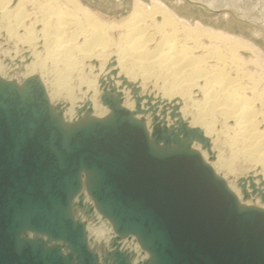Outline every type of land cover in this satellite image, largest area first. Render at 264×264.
Wrapping results in <instances>:
<instances>
[{
  "label": "water",
  "instance_id": "obj_1",
  "mask_svg": "<svg viewBox=\"0 0 264 264\" xmlns=\"http://www.w3.org/2000/svg\"><path fill=\"white\" fill-rule=\"evenodd\" d=\"M106 86L101 101L111 115L66 128L39 76L21 88L0 79V264H103L72 212V203L84 205L81 194L77 202L74 197L86 173L117 235L140 236L154 264H264V209L241 207L226 180L191 147L194 140L209 147L202 130L190 127L176 104L169 125V103L146 96L144 108L132 85L136 113H150L149 131L143 117L122 106V93ZM246 183L239 179L244 198ZM118 237L105 261L132 264Z\"/></svg>",
  "mask_w": 264,
  "mask_h": 264
},
{
  "label": "bare ground",
  "instance_id": "obj_2",
  "mask_svg": "<svg viewBox=\"0 0 264 264\" xmlns=\"http://www.w3.org/2000/svg\"><path fill=\"white\" fill-rule=\"evenodd\" d=\"M29 1L0 0V19L8 22V26L6 25L8 33L18 36L21 42L24 41V43H32L33 40H38L37 35L39 34L37 32L38 34L35 35L34 31L36 29L35 24L39 22V19L36 17L33 21L29 20L33 15V11L28 9ZM209 1L214 7L234 5L237 7L234 8L237 9L238 14L253 18L264 25V12L260 8L255 9L252 5V7L246 5V8L255 10L249 14V12L239 10L242 1ZM36 3L40 7L39 10L43 12L41 38L39 39L45 49L43 60L49 58L57 66L62 64L63 67L71 69V72L78 71L80 75L78 90L80 91L82 86L85 87V94H87L89 100L86 105L90 109L86 108L77 113L78 108L82 107L78 105L76 111V106L74 107V113L72 106L75 102H81L78 95L75 94V88L68 85L62 86L63 82L59 79L56 80L55 77V81L52 82L55 90L50 92L43 76L40 75L50 103L54 94L60 96L64 91L66 93L70 107L60 116V120L66 128H72L87 120L104 119L110 116L112 111L108 105L102 103L100 94L103 93L106 85H108L106 87L110 91V85L112 84L122 93V106L129 109L135 118L143 117L150 131L151 124L146 119L148 113H136L135 95L130 99L127 93L130 92V88L132 89L134 84L138 85L141 90H147L146 80L154 76L152 73L156 72V80L159 76L158 81H161L160 88L162 91L156 90L155 96L152 94L146 96L152 97L153 104L160 99L168 101L169 108L176 104L183 120L190 127H199L210 141L209 147H204L202 143L194 140L191 147L199 151L204 160L213 167L216 174L226 180L228 187L236 195L240 206H254L249 199H255L257 204L260 205H255V207L264 209V200H262L259 192L252 193L249 178H246V189L250 196L244 198L243 195V199V191L239 181L238 185L241 189L234 182H229L226 174L221 173L220 175L218 170L220 166L227 171L226 173L231 174H234V168H231L230 164H226L221 151L215 153L216 142L220 133H223L217 126L218 118H221L224 124L233 123L232 125L229 124L231 127L227 125L229 128L227 126V129L225 128L229 131L232 129L233 135H230V132L227 133L228 131L224 132L226 136L231 137V139H228L230 142L228 143L232 153L243 155L246 160L254 165V168H257L260 176L255 175L252 178L257 188L264 191V125H261L260 120L262 117L264 119V85L263 88L259 87L262 81L264 83V66L261 59V54L264 51L261 47L248 39L223 30L205 28L199 23H192V21L187 23L179 19L175 11L176 7H170L161 0H155L154 3L149 5L140 0H135L128 17L121 22L112 23L104 22L98 13L83 5L80 0H36ZM35 15L37 14H34V17ZM28 20L30 24H28ZM14 25L15 27H12ZM20 26L26 30L27 34L25 36L19 35V32V34L17 33L16 27ZM116 29H120L121 33L115 39L111 36V33ZM10 34L9 36H11ZM205 39H208L209 43ZM113 49L115 51H112ZM247 52H250V58L243 55L248 54ZM41 55L42 52L35 54L32 57L34 59H31L28 64H23V68H28L31 72H35L38 67L43 69L45 66L44 61L38 60ZM87 60H91V64L96 63L99 74H107L109 70L111 73L115 71L114 77L111 73V76L107 75L110 78L113 77L114 80L111 78L112 82L109 81L110 83L107 80L104 86L100 81L102 79L99 80L98 76L85 78L83 75L84 62ZM104 62H107L106 65H104ZM247 65L250 67H245ZM3 68L0 64L1 80L14 83L20 88L23 87L25 80L22 83H17L5 79L2 73ZM59 68L60 66L56 70ZM57 75H61L63 78L65 73L64 75L63 72ZM68 77L69 75L67 79ZM197 88L202 91L203 98L201 102L193 98V90H197ZM113 94L116 95V91ZM146 96L141 97L146 99ZM187 98L192 99V111H196L195 114L192 113L190 120L186 119ZM154 99H156L155 102H153ZM162 100L160 101L162 102ZM51 105L55 112H58L57 106L52 103ZM141 105L147 108L145 103H141ZM258 105L262 106V111L259 110ZM159 115L162 116L160 113ZM166 119L169 125L173 122L172 119L167 118V115ZM211 151L215 157L212 162L208 159V153L212 154ZM86 175L88 176L87 173ZM87 176L86 179L83 178L82 186L75 195L74 201L76 197L79 198L80 194L83 197L84 192L91 197L92 202H89L87 207H83L87 208L86 212L90 213L91 210L93 214L96 213L95 216L101 223L94 230L97 237L100 239L108 234L112 242L114 238L119 236L117 240L119 248L122 246L123 241L132 240L133 251L138 254L139 247H141L144 253L146 251L149 255L146 263L154 264V256L146 249L140 236L130 233L117 235L115 223L101 212L92 197L88 188ZM236 180L238 179L236 178ZM261 183H263L262 186ZM260 201L261 203H259ZM74 206H76V203L75 205L72 203L73 213ZM73 216L75 217L74 214ZM85 229L87 236V230L91 229L88 223L85 224ZM30 237L32 238V236Z\"/></svg>",
  "mask_w": 264,
  "mask_h": 264
},
{
  "label": "rangeland",
  "instance_id": "obj_3",
  "mask_svg": "<svg viewBox=\"0 0 264 264\" xmlns=\"http://www.w3.org/2000/svg\"><path fill=\"white\" fill-rule=\"evenodd\" d=\"M80 1L83 5L87 6L88 8L93 10L94 12L98 13V15L102 18V20L104 22L112 23V22H121L126 17H128L130 11L132 10V6H133V3L135 0L134 1L133 0H80ZM140 1L144 2L147 5L155 2V0H140ZM161 1L163 3H166L170 7H172V6L174 8L176 7L175 11L177 12L179 19H181L187 23H191V21H192V23H199L200 25H202L205 28H213L216 30H223V31L230 33V34H233L235 36H241V37L248 39L249 41L253 42L254 44L258 45L264 51V25L260 21H255L253 18H249L246 16L244 17L243 14H238V11L236 9L237 7L234 5L229 4V5H223V6L221 5L218 7H214L212 4H210L209 0L208 1L207 0H161ZM237 1H240V2L242 1L241 2L242 3V5H241L242 10L239 9L242 12L245 11V12H249V14H251L253 11H255L254 9L250 10V9L246 8L245 7L246 5H250V7L253 6L255 9L260 8L264 12V0H254V1L253 0H237ZM217 2H220V0ZM28 4H29L28 9L30 11H33V15L29 20L33 21L36 17L39 19V22L35 24L36 29H34L35 35H37L39 33L37 35L38 40L35 39L32 41V43H28V42L24 43V41L21 42V40H20V38H18V36L16 37V35H11L10 33H8V30L6 29L8 26L7 25L8 22L6 20L0 19V64H2V66L4 67L3 72H2L3 76H5L4 77L5 79L12 80V81H15L17 83H22L24 80H26L27 78H29L31 76L37 75L40 78V75H42L43 79L45 80V82L47 84V88L49 89L50 92H53L55 90V87L52 86V82L54 79L57 78L56 80L59 79V81L63 82L62 83L63 85L61 84L62 86L68 85L70 87L75 88L74 89L75 94L78 95V98H80V101H81V102H75V104L72 106L73 111H74V107L76 106L75 107V111H76L78 105L84 106L86 103H89V100L87 98V94H85V87L82 86L81 90L80 91L78 90L79 89V83H80L79 72L76 70L71 72V69H67L66 67H63L62 64H59L58 66H60V68L58 70H56L58 66L54 63V61H52L49 58H46L45 59L46 61L43 60V58L45 56V54H44L45 49L42 45V41L39 40L41 38V36H40L41 35V28H42L41 18L43 17V12L41 10H39L40 7L36 3V0H30ZM255 6H257V7H255ZM234 7H236V8H234ZM34 14H37V15H35V17H34ZM29 20L27 21L28 24H30ZM12 27H15V25ZM16 31H17V33L18 32L20 33V34L18 33L19 35L25 36L27 34L26 30L22 26L16 27ZM120 31H121L120 29H118V30L116 29V30L112 31L111 36L116 39L118 37V35L121 33ZM9 34L11 36H9ZM205 41L209 43L208 39H205ZM190 44H192V43H190ZM112 51H115V50L113 49ZM38 52H42V55L40 56L41 58L38 57V60H40V61L43 60L44 65L46 67L44 66L43 69L38 67L37 69H35V72H31L28 68L24 69L23 64L24 63L28 64L31 59H34L32 57L35 56V54H37ZM243 55H245L246 58H250V56H251L250 52L248 54H243ZM261 55H262L261 56L262 57L261 58L262 64L264 66V53H262ZM90 61L87 60L84 62L85 68H84L83 75L85 76V78L91 77V76H98L99 80L100 79L107 80L108 76H111L112 73L110 70H109L110 72L108 71L107 74H99L98 67L96 66V63L95 64L93 63L94 64L93 65L90 63ZM101 62H103V61H101ZM106 63L107 62H104V65H106ZM245 67L249 68L250 66L247 65ZM110 69L115 70L114 68H110ZM67 71L69 72L68 74H67ZM62 72H63V75L65 73V76L69 75L68 79H67V76L66 77L63 76V78H62L61 75H60L61 76V79H60V76H58L57 74H61ZM152 75H154V76L147 79L146 83H145L146 89L148 88L149 90L148 89L147 90H141V88H139V86L137 85L139 88V91L137 94L139 96L144 97L148 94H150V95L152 94L155 96L156 90L162 91V89L160 88V86L162 85L160 83L161 81H158L160 79V77L158 76V80H156L157 73L153 72ZM112 76L114 77L113 74H112ZM113 77H111V78L114 80ZM62 79H64V80H62ZM100 81H99V83H100ZM50 82H51V84H50ZM100 85H101V83H100ZM263 85H264V83L262 81V84H259V87L261 86V88H263ZM56 88H57V86H56ZM131 92H132V89L130 88V92L127 93L128 97L130 99H131V97H134L133 96L134 94H132L133 92L132 93ZM100 96H101V94H100ZM193 98H195V100L197 99L198 101L200 100L199 102H201L202 98H203L202 97V91L198 88H197V90L194 89L193 90ZM134 100H135V98H134ZM155 100L156 99H154L153 102H155ZM160 100H162V99H160ZM186 100H187V105H188V108L186 110V116H187L186 119L190 120L191 116L193 114H195L196 111H192V109H193V106L191 105L192 99L187 98ZM162 101H165V100H162ZM145 102H146V99H143L142 104H144ZM166 102H168V101H166ZM169 102H172V101H169ZM51 103L54 104L55 106L59 105L62 109V113H64V111L70 107L69 100L66 97L65 91L60 96H57L54 94L53 98H51ZM258 108H259V110L261 109V111H262V106L258 105ZM161 109H162V105L160 104L158 114L160 113ZM75 111H74V113H75ZM167 111H168L167 112V118H170V120H171V117L169 115L171 108L168 107ZM263 111H264V109H263ZM76 112L78 113V111H76ZM68 117L69 116L67 114V118ZM146 119H148L149 124H151L150 113H148L146 115ZM260 120H261V125H264L263 117ZM229 124L232 125L233 123L230 122L228 124H226V123L224 124L223 120L221 118H218V121H217L218 128L221 129V131L223 133L225 131L226 132L228 131L227 133L230 132L231 133L230 135H233V133L231 132L232 129H230V131L225 130L226 126ZM227 128H229V127L227 126ZM223 133H220L219 139L216 142V146H215L216 152L215 153H220V151H221L222 156L224 157V159L226 161V164H230L232 166L231 168H234V174L226 173L227 171L225 169L221 168V166L219 167L218 170H219L220 175H221V173L226 174L227 180L231 183L234 182V184L239 189H241L238 185L239 178H241V177L249 178V176L254 178L255 175H259L258 174L259 171L257 170V168H254V165L251 164L248 160H246V158L243 155H241V154L236 155V154L232 153V149H231L230 144H229L230 142L228 140V139H231V137L229 135L226 136L225 133L224 134ZM226 140H228V141H226ZM208 159L211 162L215 160L213 152H212V154L210 152L208 153ZM236 178L238 180H236ZM242 198H243V194H242ZM86 199H88V200H86ZM78 200H79V198L76 197L75 201L77 202ZM243 201H246V200H243ZM249 201L254 206L255 205L260 206L257 204L255 199H249ZM89 202L90 203L92 202L91 197L88 196L84 192V194H83V204L84 205L83 206L87 207ZM259 203H261V201ZM86 207L84 208V207H81L79 205L74 206V215L77 219L84 221L90 225L92 230L91 229L87 230L88 243H89V246L91 247V249L95 253H97L100 262H102L103 264H111L110 262L105 261V258L107 257L108 252L113 249V246L111 244V238L109 237L108 234H106L105 236H103L100 239L97 237V233L94 230L99 225H101V223L99 220H97V218L95 216L96 213L93 214L92 213L93 211L91 212V210H90V213L86 212V209H87ZM94 225H95V227H94ZM105 227H106V225H105ZM29 235L32 237L38 236L37 234L32 233V232H29ZM131 243H132V245H131ZM132 248H133V242H132V240H129V239L125 240V242L123 241V244L120 247L121 250H126V251L132 253V258H131L132 264H144V263H146L148 260V256H149L148 253L146 251L144 253V250L141 247H139L140 251L138 252V254H136Z\"/></svg>",
  "mask_w": 264,
  "mask_h": 264
}]
</instances>
